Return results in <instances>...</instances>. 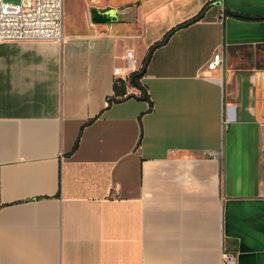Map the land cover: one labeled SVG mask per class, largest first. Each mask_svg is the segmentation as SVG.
I'll list each match as a JSON object with an SVG mask.
<instances>
[{
	"label": "crops",
	"instance_id": "0c3cea01",
	"mask_svg": "<svg viewBox=\"0 0 264 264\" xmlns=\"http://www.w3.org/2000/svg\"><path fill=\"white\" fill-rule=\"evenodd\" d=\"M139 12L0 43V264H264V0Z\"/></svg>",
	"mask_w": 264,
	"mask_h": 264
},
{
	"label": "built area",
	"instance_id": "2783aa9c",
	"mask_svg": "<svg viewBox=\"0 0 264 264\" xmlns=\"http://www.w3.org/2000/svg\"><path fill=\"white\" fill-rule=\"evenodd\" d=\"M222 1L206 0L207 3L220 5ZM62 16L63 0H18L16 4L0 0V43L59 42L63 38ZM126 56L132 58L129 52ZM219 62L215 55L207 68L214 69ZM118 73L119 69L113 70L114 76ZM226 259V255H223V260Z\"/></svg>",
	"mask_w": 264,
	"mask_h": 264
},
{
	"label": "rangeland",
	"instance_id": "374dc122",
	"mask_svg": "<svg viewBox=\"0 0 264 264\" xmlns=\"http://www.w3.org/2000/svg\"><path fill=\"white\" fill-rule=\"evenodd\" d=\"M7 4H16L18 0H2ZM144 0H63V16H62V35L66 36L71 33H79L84 28V24H89V10L95 8L97 10H127L125 15H119L118 19L123 20L131 30L140 32V4Z\"/></svg>",
	"mask_w": 264,
	"mask_h": 264
},
{
	"label": "trees",
	"instance_id": "16d2710c",
	"mask_svg": "<svg viewBox=\"0 0 264 264\" xmlns=\"http://www.w3.org/2000/svg\"><path fill=\"white\" fill-rule=\"evenodd\" d=\"M205 9H206V6L204 5L194 17H192L191 19H189L187 21H184V22L174 26L173 28H171L165 34L164 38L161 40V42L158 45H161L175 31H177V30H179L181 28L187 27L188 25H191V24L195 23L196 21H198L202 17ZM152 48H154V47H152ZM146 58L144 59V62H145ZM141 73H142L141 71H137V72L131 73V75L129 76L128 83H129L130 86H132L133 88L138 90V92H139L138 98H142L143 100L148 102V97H147V94H146L145 90L141 86H139V84H138V79L142 75ZM113 91H114V94L118 92V88H117V86L115 84L113 85ZM122 95H124V92L120 96H122ZM131 97H134V96L129 94V95H125L123 97H120L118 99H114L113 97H108V98H106V105L108 106L111 102H119L122 99L131 98ZM148 104H149V108L148 109L150 110V103L148 102ZM77 141L78 140L75 141L72 150L76 148Z\"/></svg>",
	"mask_w": 264,
	"mask_h": 264
},
{
	"label": "water",
	"instance_id": "95a60500",
	"mask_svg": "<svg viewBox=\"0 0 264 264\" xmlns=\"http://www.w3.org/2000/svg\"><path fill=\"white\" fill-rule=\"evenodd\" d=\"M122 11L119 10H97L91 8L88 12L89 21L92 25H105L110 26L112 24H117L119 22L118 13ZM152 49L149 51L151 53Z\"/></svg>",
	"mask_w": 264,
	"mask_h": 264
}]
</instances>
